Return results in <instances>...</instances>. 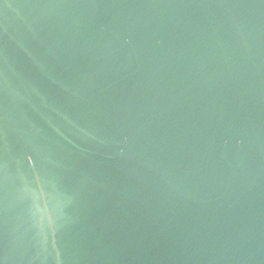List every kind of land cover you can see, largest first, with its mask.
Returning <instances> with one entry per match:
<instances>
[{
    "label": "water",
    "instance_id": "water-1",
    "mask_svg": "<svg viewBox=\"0 0 264 264\" xmlns=\"http://www.w3.org/2000/svg\"><path fill=\"white\" fill-rule=\"evenodd\" d=\"M0 264H264V0H0Z\"/></svg>",
    "mask_w": 264,
    "mask_h": 264
}]
</instances>
